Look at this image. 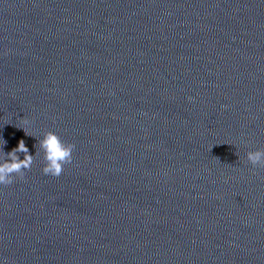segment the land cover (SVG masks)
I'll return each mask as SVG.
<instances>
[{"label":"water","instance_id":"95a60500","mask_svg":"<svg viewBox=\"0 0 264 264\" xmlns=\"http://www.w3.org/2000/svg\"><path fill=\"white\" fill-rule=\"evenodd\" d=\"M21 139L0 264H264V0H0V159Z\"/></svg>","mask_w":264,"mask_h":264},{"label":"clouds","instance_id":"9594fccd","mask_svg":"<svg viewBox=\"0 0 264 264\" xmlns=\"http://www.w3.org/2000/svg\"><path fill=\"white\" fill-rule=\"evenodd\" d=\"M38 143L44 154L43 173L59 177L63 173L65 165L72 162L75 145L64 141L53 130H48ZM21 154H23V158H21ZM34 157L35 155L29 151L23 139L10 152H4V158L0 159V185L12 184L16 176L23 178L26 170L31 169ZM247 160L254 167H264V149L248 151Z\"/></svg>","mask_w":264,"mask_h":264}]
</instances>
